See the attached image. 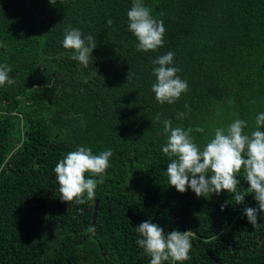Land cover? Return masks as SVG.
<instances>
[{
	"label": "trees",
	"instance_id": "16d2710c",
	"mask_svg": "<svg viewBox=\"0 0 264 264\" xmlns=\"http://www.w3.org/2000/svg\"><path fill=\"white\" fill-rule=\"evenodd\" d=\"M144 3L166 28L155 51H138L127 31L132 0H0V63L16 80L0 87V264H149L135 229L149 218L191 233L182 264H264V212L256 225L242 214L257 206L243 169V203L227 190L198 197L169 185L161 151L164 119L204 127L193 131L201 145L238 117L248 132L256 128L264 111V0ZM69 25L93 37L87 67L61 45ZM169 50L189 87L175 103L159 104L151 61ZM178 112L186 115L177 119ZM227 112L233 119L222 121ZM81 144L113 155L96 196L77 204L60 199L53 169Z\"/></svg>",
	"mask_w": 264,
	"mask_h": 264
},
{
	"label": "clouds",
	"instance_id": "9594fccd",
	"mask_svg": "<svg viewBox=\"0 0 264 264\" xmlns=\"http://www.w3.org/2000/svg\"><path fill=\"white\" fill-rule=\"evenodd\" d=\"M49 3L56 5L57 0H49ZM127 18V31L136 38L138 51H155L164 44V22L152 15L144 0H132ZM61 45L66 50H72L70 58L78 61L82 68L89 65L96 47L92 35H84L80 28L71 25L65 29ZM0 47L6 45L0 43ZM174 56L175 53L169 50L151 61L155 77L151 90L159 104L175 103L189 87L188 81L178 75L181 69L175 66ZM11 71L10 65L0 63V87L16 83L10 75ZM185 115V112H178L177 119ZM160 117L161 114L157 113L156 119ZM255 123L256 128L248 132L247 120L238 117L226 128L216 127L201 145L193 136V131L204 133V127H174L171 119H164L166 140L161 151L169 158L166 165L169 185L175 186L179 192L191 189L198 197L213 193L218 195L227 190L235 194L237 204H241L247 194L237 191V186L241 185L237 177L243 169V177L249 185L247 189L254 193L257 206H245L242 214L256 225L260 213L264 212V111L257 112ZM112 155L111 148L97 154L83 144L67 152L53 169L60 199L67 202L75 200L77 204L92 200L96 196L98 180L103 182ZM86 172L89 173L87 177ZM220 207L223 210L226 203ZM135 229L138 233L136 243L150 257L149 264H164L169 260L182 264L190 259L192 241L188 230L177 228L165 231L152 218L141 221Z\"/></svg>",
	"mask_w": 264,
	"mask_h": 264
},
{
	"label": "water",
	"instance_id": "95a60500",
	"mask_svg": "<svg viewBox=\"0 0 264 264\" xmlns=\"http://www.w3.org/2000/svg\"><path fill=\"white\" fill-rule=\"evenodd\" d=\"M73 115H76V114H69L68 116H69V117H72ZM65 116H67V115H65ZM78 124H79V121H75V122L72 123V125H74V126H76V125H78ZM137 126H138V125H137ZM137 126H136L135 128L130 129L129 131L132 133L133 131L136 130ZM96 206H97V200H95V208H96ZM94 219H95V211H94V213H93V222H94Z\"/></svg>",
	"mask_w": 264,
	"mask_h": 264
},
{
	"label": "rangeland",
	"instance_id": "374dc122",
	"mask_svg": "<svg viewBox=\"0 0 264 264\" xmlns=\"http://www.w3.org/2000/svg\"><path fill=\"white\" fill-rule=\"evenodd\" d=\"M233 117H234V115L232 114V113H230V112H227L226 114H225V117L223 118V120H222V116H219L218 117V119L221 121H225L226 119H233ZM218 121V120H217ZM218 124L219 125H221V124H223V122H218Z\"/></svg>",
	"mask_w": 264,
	"mask_h": 264
}]
</instances>
